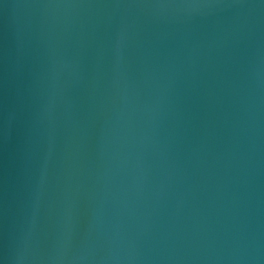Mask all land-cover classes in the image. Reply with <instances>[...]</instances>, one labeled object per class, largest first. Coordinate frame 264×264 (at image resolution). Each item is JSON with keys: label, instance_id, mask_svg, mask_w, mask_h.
Wrapping results in <instances>:
<instances>
[{"label": "water", "instance_id": "1", "mask_svg": "<svg viewBox=\"0 0 264 264\" xmlns=\"http://www.w3.org/2000/svg\"><path fill=\"white\" fill-rule=\"evenodd\" d=\"M0 264H264V0H0Z\"/></svg>", "mask_w": 264, "mask_h": 264}]
</instances>
